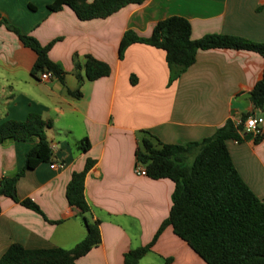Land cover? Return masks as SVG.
<instances>
[{
	"label": "crops",
	"instance_id": "crops-1",
	"mask_svg": "<svg viewBox=\"0 0 264 264\" xmlns=\"http://www.w3.org/2000/svg\"><path fill=\"white\" fill-rule=\"evenodd\" d=\"M93 0H88L92 2ZM55 0H0V15L42 46L56 41L49 58L64 71L39 82L31 73L37 54L0 23L1 121L24 122L38 115L53 162L27 170L18 181L19 200H31L44 216L11 198L0 197V259L14 244L28 250H71L87 230L69 206L66 191L74 173L94 165L85 178L86 217L100 221L102 242L76 264H125L129 251L150 244L170 214L175 184L136 173V153L143 132L171 145L201 142L229 119L245 114L264 119L249 94L262 78L264 57L233 49L200 51L196 62L173 83L165 51L132 44L123 59L119 48L128 31L148 38L155 25L170 17L187 19L192 38L217 34L264 44V0H145L106 19L81 21L69 7L52 12ZM93 58L111 69L108 77L79 87L74 57ZM80 90L81 97L68 93ZM262 141L227 142L237 172L264 201V124ZM87 139V150L80 142ZM31 142L0 145V180L25 167ZM54 166V168H52ZM139 264H206L168 226Z\"/></svg>",
	"mask_w": 264,
	"mask_h": 264
},
{
	"label": "trees",
	"instance_id": "trees-1",
	"mask_svg": "<svg viewBox=\"0 0 264 264\" xmlns=\"http://www.w3.org/2000/svg\"><path fill=\"white\" fill-rule=\"evenodd\" d=\"M144 1L93 0L89 3L88 0H55L49 9L59 12L67 6L79 20L90 21L106 19L126 6L140 5ZM0 23L14 31L23 44L37 54L31 71L34 77L50 72L65 84L63 69L49 58L56 41L42 46L35 38L12 27L1 15ZM136 43L165 51L170 69L169 84L196 62L200 51L233 49L255 52L264 57V44L239 37L211 34L194 40L190 22L182 17L158 22L148 38L139 37L132 31L126 32L119 48L120 59H123L126 49ZM74 63L79 87L85 81H95L111 73L109 65L92 56H75ZM68 93L75 98L81 97L79 89ZM249 100L255 109L264 108V71L249 94ZM249 116H242L241 125L229 119L212 137L185 145L165 144L148 132L142 133L144 137L137 149L136 166L144 167L148 178L171 180L175 188L168 218L150 244L125 254V264H139L168 226L206 264H264V201L242 180L227 147L229 141L242 143L253 139L251 133H245L244 122ZM50 126V122L38 115H29L24 122H2L0 115V145L8 141H38L27 153L24 169L13 178L0 180V197L11 198L42 216L41 209L33 201L18 199L16 188L27 170L35 169L41 163L53 162V152L45 134ZM262 138L258 136L253 140L258 144ZM86 143L87 139L80 142L83 150L88 149ZM93 165L94 162L88 160L82 172L74 173L66 191L69 206L76 215L83 217L86 238L71 250H28L14 244L2 256L0 264H76L79 258L101 244L100 221L86 217L90 207L85 199V178Z\"/></svg>",
	"mask_w": 264,
	"mask_h": 264
},
{
	"label": "built area",
	"instance_id": "built-area-1",
	"mask_svg": "<svg viewBox=\"0 0 264 264\" xmlns=\"http://www.w3.org/2000/svg\"><path fill=\"white\" fill-rule=\"evenodd\" d=\"M53 78H55V76L50 72H44L38 76L39 82H42V83H47V82L51 81ZM236 124L241 125L242 124L241 120L236 122ZM263 124H264L263 118H260L256 115H250L246 119V121L244 122L245 133H251L253 136V139H255L258 136H262ZM234 142L239 143L238 141H234ZM50 148H51V150H54V146L50 147ZM52 168H54V166H52ZM136 173L139 176H146V171H145L144 167H142V166L136 167Z\"/></svg>",
	"mask_w": 264,
	"mask_h": 264
},
{
	"label": "rangeland",
	"instance_id": "rangeland-1",
	"mask_svg": "<svg viewBox=\"0 0 264 264\" xmlns=\"http://www.w3.org/2000/svg\"><path fill=\"white\" fill-rule=\"evenodd\" d=\"M192 159V158H191Z\"/></svg>",
	"mask_w": 264,
	"mask_h": 264
}]
</instances>
